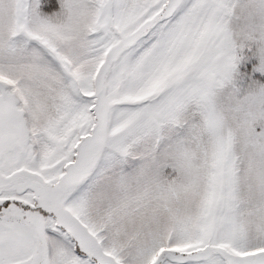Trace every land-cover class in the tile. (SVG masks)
Here are the masks:
<instances>
[{"label":"snow or ice","instance_id":"obj_1","mask_svg":"<svg viewBox=\"0 0 264 264\" xmlns=\"http://www.w3.org/2000/svg\"><path fill=\"white\" fill-rule=\"evenodd\" d=\"M0 264H264V0H0Z\"/></svg>","mask_w":264,"mask_h":264}]
</instances>
